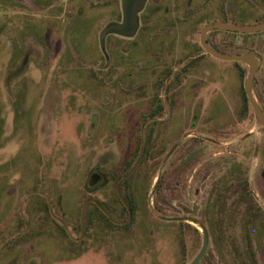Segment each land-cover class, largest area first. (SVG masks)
Listing matches in <instances>:
<instances>
[{
  "label": "rangeland",
  "instance_id": "rangeland-1",
  "mask_svg": "<svg viewBox=\"0 0 264 264\" xmlns=\"http://www.w3.org/2000/svg\"><path fill=\"white\" fill-rule=\"evenodd\" d=\"M117 10L121 0H0V264H238L212 224L244 172L264 210V129L253 109L241 115L247 66L204 54L195 84L181 74L207 24L263 23L264 0H148L135 36L102 45ZM217 35L223 53L261 55L264 104V32ZM155 93L166 109L151 116ZM253 241L264 264V235Z\"/></svg>",
  "mask_w": 264,
  "mask_h": 264
},
{
  "label": "trees",
  "instance_id": "trees-1",
  "mask_svg": "<svg viewBox=\"0 0 264 264\" xmlns=\"http://www.w3.org/2000/svg\"><path fill=\"white\" fill-rule=\"evenodd\" d=\"M219 32V31H213ZM253 50H249L251 52ZM246 71L245 69L241 70V80H242V90L241 96L243 100V109L241 115L244 117L247 116V112L252 110V107L248 101L246 93L243 88V82L246 78ZM257 82L255 80L254 87L256 88ZM256 98L258 99L261 106H264L263 100L260 94L255 93ZM239 187L237 192H230L233 193L229 195V189L226 191L227 194H220V197L223 198V201L227 202L229 200L232 201V210H227L226 218L221 220H217L214 224H212V230L216 239V245L219 240L220 247L223 250H227V247L230 251L229 255L233 256L237 259L238 264H258V259L256 255V251L253 247L254 241L253 238L257 234L264 235V210L257 201L254 199V193L251 190L250 182L247 179V175L244 172L243 179L239 183ZM217 194V193H216ZM254 196V197H253ZM230 197V199H228ZM133 203H135L134 198L130 199ZM250 201H252L250 203ZM135 208H132V221H134V212ZM263 215V216H261ZM227 217H230L228 222L225 220ZM100 219H93L90 217L89 225L90 229L93 228L96 222L105 221L107 220L106 216L100 215ZM131 224L129 223L125 228H129ZM113 227L118 228L119 226L113 225ZM122 228V227H120ZM253 229H256V233ZM198 232V230L196 229ZM237 233L242 237L241 240L236 238ZM220 238V239H218ZM225 238V239H224ZM221 243L223 246H221ZM243 244V247H241ZM225 255V253H224Z\"/></svg>",
  "mask_w": 264,
  "mask_h": 264
},
{
  "label": "water",
  "instance_id": "water-1",
  "mask_svg": "<svg viewBox=\"0 0 264 264\" xmlns=\"http://www.w3.org/2000/svg\"><path fill=\"white\" fill-rule=\"evenodd\" d=\"M146 2L147 0H123V22L120 25L106 27L100 36L101 44H104L105 38L109 34H118L125 37L135 36L139 29V13L143 10ZM212 31H229L251 35L264 32V22L250 26H239L228 22H212L207 24L200 33V45L207 54L216 59L245 63L248 66V73L243 82V88L253 109L256 122L259 125V131H261L264 129V110L255 96L254 81L255 75L260 68L262 57L257 52L226 54L213 49L207 42V35ZM173 220L179 221L181 218H173ZM201 228L203 229L204 243L196 262L204 255L209 244L208 232L204 227L201 226Z\"/></svg>",
  "mask_w": 264,
  "mask_h": 264
},
{
  "label": "flooded vegetation",
  "instance_id": "flooded-vegetation-1",
  "mask_svg": "<svg viewBox=\"0 0 264 264\" xmlns=\"http://www.w3.org/2000/svg\"><path fill=\"white\" fill-rule=\"evenodd\" d=\"M148 1V0H147ZM227 1H231V3L233 2V0H227ZM227 3H230V2H227ZM147 6V2L145 3V7ZM145 7H144V9L141 11V12H143L144 10H145ZM116 8H118V7H116ZM141 12L139 13V19H140V14H141ZM120 19L121 20V23L123 22V0H121V11H119V10H117V15H116V18L115 19ZM140 23V22H139ZM141 27H140V24H139V29H140ZM139 32V31H138ZM217 35V32L215 33V32H210V33H208V35H207V42H208V44L213 48V49H215V50H217V51H219V52H221V50H220V48H219V40L216 38V36H214V35ZM218 36V35H217ZM201 46V45H200ZM251 52H255L254 50L253 51H251ZM193 54H192V56H187V58H185L184 60H183V64H182V74H181V78H182V80H183V82L185 81V82H193V84H195V82L196 81H194V80H192L193 78H191L190 77V75H192V71H195L196 72V70H195V66H196V64H197V62L199 61V60H201L202 58H203V56H204V54H207L205 51H204V49L201 47V52L199 51H197V52H195L194 50H193V52H192ZM223 53V52H222ZM247 53V52H246ZM192 57H193V59H192ZM243 64H245V63H243ZM245 66H247L246 64H245ZM261 66H262V61H261V65H260V68H261ZM260 68L258 69V71L260 70ZM241 70H242V68H240V74H241ZM247 70H248V66H247ZM257 71V72H258ZM177 75V74H176ZM256 78V77H255ZM255 82V81H254ZM191 86V85H190ZM157 94L158 93H155V96L154 97H156L155 99H154V101H153V103L154 104H152V106H150V108H151V112H150V115L151 116H155L156 114H158L159 112H163V110L164 109H166V107L164 106V100H162V99H160V100H158L157 99ZM161 98V97H160ZM159 103V104H158ZM264 110V109H263ZM185 134V133H184ZM150 136H151V134H150ZM189 136V135H188ZM181 161L179 160V163H180ZM179 165V164H178ZM178 165L174 168V171H172L174 174H176L178 171H177V167H178ZM98 176H102V177H104V176H107V174L105 175L104 173H102V172H100V171H98L97 172V175H93L91 178H93V179H95V178H98ZM174 177H177V176H174ZM183 177V176H182ZM181 177V178H182ZM164 178H165V175H162L161 177H159L158 178V181L156 182V189L157 188H159L161 185H162V183H163V181H164ZM108 180L104 183V184H109L110 182H112L109 178H107ZM180 182V181H179ZM179 182H176V184H178L177 186L179 187L180 185H181V182L179 183ZM120 186V185H119ZM119 186H118V188H119ZM122 186V185H121ZM132 186V185H131ZM131 186H127V189H129V194L131 195V193H130V187ZM133 187V186H132ZM121 188V187H120ZM127 193V194H128ZM119 197H120V195H119ZM123 199V198H122ZM122 199H120V202H119V205H121L120 206V208L122 209V212H120L119 213V217L118 218H123V221H125L127 218L128 219H130V221L132 220V217H133V213H132V208H136V204L135 203H133L130 199H132V198H129L127 201H125V200H122ZM124 211V212H123ZM122 215H124V217H126L125 219H124V217H121ZM121 225H124L125 223L123 222V223H120Z\"/></svg>",
  "mask_w": 264,
  "mask_h": 264
},
{
  "label": "crops",
  "instance_id": "crops-1",
  "mask_svg": "<svg viewBox=\"0 0 264 264\" xmlns=\"http://www.w3.org/2000/svg\"><path fill=\"white\" fill-rule=\"evenodd\" d=\"M223 22H226V21H223ZM229 23V22H228Z\"/></svg>",
  "mask_w": 264,
  "mask_h": 264
}]
</instances>
